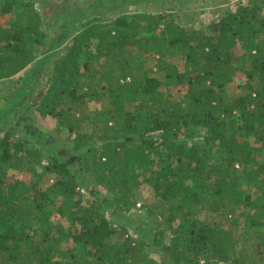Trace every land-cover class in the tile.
I'll return each instance as SVG.
<instances>
[{
  "label": "trees",
  "instance_id": "16d2710c",
  "mask_svg": "<svg viewBox=\"0 0 264 264\" xmlns=\"http://www.w3.org/2000/svg\"><path fill=\"white\" fill-rule=\"evenodd\" d=\"M0 14L3 81L38 58L49 33L33 0H0ZM59 51L35 111L67 131L95 198L83 202L70 156L45 158L4 132L0 264H264V0L204 25L146 9L95 15ZM237 72L242 92L227 94ZM20 165L28 182L5 174ZM142 182L154 202L141 205L148 236L136 237L105 209L130 214ZM101 187L112 196H97Z\"/></svg>",
  "mask_w": 264,
  "mask_h": 264
},
{
  "label": "rangeland",
  "instance_id": "374dc122",
  "mask_svg": "<svg viewBox=\"0 0 264 264\" xmlns=\"http://www.w3.org/2000/svg\"><path fill=\"white\" fill-rule=\"evenodd\" d=\"M247 0H33L41 15L44 17V25L49 33V41L38 55V58L26 67L20 74L12 79L0 81V138L4 132H9L26 142L24 144L33 146L39 145L46 157L54 156L56 153L73 160L69 166L70 170L77 174L79 179L83 180L82 194L83 202L94 200L95 194L87 192L86 187L89 185L88 180L81 174L79 166L74 162L78 158V153H73L72 144L69 140L66 130L59 129L55 125V120L50 117H41L35 111V105L38 95L45 88V82L49 75L53 58L60 52L63 44H65L71 35L81 27V24L87 18L99 15L105 18L114 17L124 12H132L133 10H150L160 11L173 14L175 18L180 19V23L188 25H204L209 20L226 10H234L238 5H244ZM47 2V9L44 7ZM8 22V15L0 14V24ZM239 48L237 53H241ZM179 68L182 66L180 58L172 59ZM153 64V62L151 63ZM155 75H162L155 69L152 71ZM244 85V75L237 72L226 89V93L234 94L242 92ZM240 86V87H239ZM174 87H161L163 94L174 93ZM129 106L132 105L128 104ZM237 138L241 141L243 136L241 131H236ZM251 142L253 138L251 137ZM264 154V150L262 151ZM77 156V157H76ZM46 164L44 160L43 164ZM13 168L6 167L5 174L23 179L28 182L32 174L23 166ZM40 172L43 169H39ZM241 174V171H239ZM38 177V176H37ZM35 177V178H37ZM47 176L44 174L43 182L38 183L39 188L47 185ZM247 191L252 194H258L254 187L242 184ZM105 199L111 197L104 188H100L97 192ZM255 195V196H256ZM131 200L140 203L139 206L131 211L130 214L124 210L117 211L115 207H107L105 209L106 216L113 217L114 220L127 225H133L136 237L145 236L150 228V216H147L144 204L149 205L154 202L153 191L147 183L142 182L136 186L131 192ZM110 203V202H108ZM142 205V206H141ZM133 222V223H132ZM133 228V227H132ZM142 234V235H141ZM147 235V234H146ZM148 236V235H147ZM145 236V237H147ZM69 244V242L67 243ZM148 254L154 259H159V254L147 249ZM203 263V262H201ZM224 264V263H217Z\"/></svg>",
  "mask_w": 264,
  "mask_h": 264
},
{
  "label": "built area",
  "instance_id": "2783aa9c",
  "mask_svg": "<svg viewBox=\"0 0 264 264\" xmlns=\"http://www.w3.org/2000/svg\"><path fill=\"white\" fill-rule=\"evenodd\" d=\"M136 205H137V206H139V205H140V203H137Z\"/></svg>",
  "mask_w": 264,
  "mask_h": 264
}]
</instances>
